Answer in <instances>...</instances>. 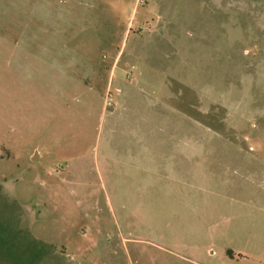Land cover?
<instances>
[{
  "label": "rangeland",
  "instance_id": "1",
  "mask_svg": "<svg viewBox=\"0 0 264 264\" xmlns=\"http://www.w3.org/2000/svg\"><path fill=\"white\" fill-rule=\"evenodd\" d=\"M52 33L116 63L112 118L28 69ZM0 196V264H264V0H0Z\"/></svg>",
  "mask_w": 264,
  "mask_h": 264
},
{
  "label": "crops",
  "instance_id": "2",
  "mask_svg": "<svg viewBox=\"0 0 264 264\" xmlns=\"http://www.w3.org/2000/svg\"><path fill=\"white\" fill-rule=\"evenodd\" d=\"M64 36L59 35V33H52L51 40L52 44L51 47L42 49L34 54H31L34 59L29 61V67L32 72H36L37 69H39L38 66H42L46 63V66L49 67L52 71L55 70V75L53 74V78L55 76L56 80L63 79L64 84H61L59 82H55L53 80V86L59 90V94H55V100L59 99L62 95L64 98L69 96V92L66 91V85L70 84V82L76 83L80 85L81 89L85 88H92L91 90H97L95 91L96 95L99 97V99H103V106L101 114L102 116L108 113L109 117L112 118L113 114L116 115L115 110H108L104 106V94L106 93L107 89L110 87L112 88L116 82V87L122 91L124 89L123 84L120 80L116 79V72L115 64L111 66L110 71H102V63L99 59L91 58L93 55L92 52H89L90 50L82 51L77 50L74 48L69 47H61V39ZM70 39H74L73 36L69 37ZM38 64V66H36ZM103 68H107L105 65ZM68 69V70H67ZM71 70H73V74L70 73ZM38 77V74L36 72L35 77ZM93 80L92 82L97 83L100 81V85L98 89H93V85L87 86V83L89 81ZM126 90V88H125ZM126 94L124 95L127 101V98H132L131 89L128 88L126 91ZM86 91L84 90V93ZM54 97V95H53ZM130 104V103H129ZM109 111V112H108ZM133 145V144H132ZM131 144L127 145H118L117 150L120 152H123L124 161H122V166H130V167H139L141 162V155L143 154L145 157L147 155L145 153H141L140 147H134ZM181 147V146H180ZM182 148V147H181ZM142 151L149 152L150 150L148 147H143ZM151 155H148V162L150 161H156L157 159H162L165 155V153L174 152L177 151L176 148L169 146V147H159L156 149V147H153L151 150ZM158 153V155L156 154ZM127 155V156H126ZM122 156V157H123ZM170 157V155L166 156ZM165 157V158H166Z\"/></svg>",
  "mask_w": 264,
  "mask_h": 264
},
{
  "label": "trees",
  "instance_id": "3",
  "mask_svg": "<svg viewBox=\"0 0 264 264\" xmlns=\"http://www.w3.org/2000/svg\"><path fill=\"white\" fill-rule=\"evenodd\" d=\"M6 200L9 201L8 198L6 199V197L3 198V197L0 196V219L1 220L3 219L2 220V225H4V222H6V221L9 224L14 225L15 221H16L15 219L17 218V215H16V213L13 210V207H14L13 205H15L16 203L15 202L8 203ZM3 215H4L5 218L4 217L2 218ZM4 238H5V236L0 234V240L2 242L5 241ZM28 241H29V243L32 242L31 244L37 245V247H33V250L36 251V252L40 251L38 246L42 245L43 244L42 242H44V241L38 240L37 238H34V237H32V239L30 237V240H28ZM33 253H35V252H33ZM0 257H1V255H0ZM8 262H10V260H8Z\"/></svg>",
  "mask_w": 264,
  "mask_h": 264
}]
</instances>
